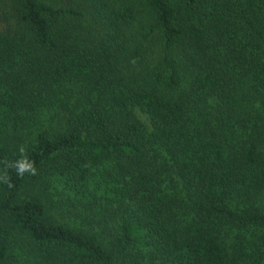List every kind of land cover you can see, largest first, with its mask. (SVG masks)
<instances>
[{"label":"trees","instance_id":"1","mask_svg":"<svg viewBox=\"0 0 264 264\" xmlns=\"http://www.w3.org/2000/svg\"><path fill=\"white\" fill-rule=\"evenodd\" d=\"M0 23V264H264V0Z\"/></svg>","mask_w":264,"mask_h":264},{"label":"clouds","instance_id":"2","mask_svg":"<svg viewBox=\"0 0 264 264\" xmlns=\"http://www.w3.org/2000/svg\"><path fill=\"white\" fill-rule=\"evenodd\" d=\"M21 152H23V149H21ZM27 170H31L33 173L35 171V169L34 168H31L30 165L26 166L24 164L19 165L18 166V169H17V171H18L19 174H23V172L24 171H27Z\"/></svg>","mask_w":264,"mask_h":264},{"label":"rangeland","instance_id":"3","mask_svg":"<svg viewBox=\"0 0 264 264\" xmlns=\"http://www.w3.org/2000/svg\"><path fill=\"white\" fill-rule=\"evenodd\" d=\"M0 1H3V0H0ZM45 1H49V2H57L58 0H45ZM1 24H2V23H0V29H2V28L4 29V27L1 26ZM145 117H146V116L143 115L141 118L144 119L145 122H148V121L146 120ZM147 126H148V125H147Z\"/></svg>","mask_w":264,"mask_h":264}]
</instances>
